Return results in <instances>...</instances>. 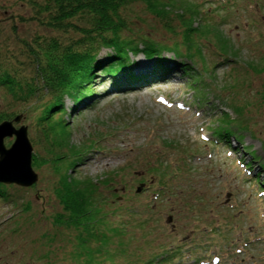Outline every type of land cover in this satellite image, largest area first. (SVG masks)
<instances>
[{
    "label": "rangeland",
    "instance_id": "1",
    "mask_svg": "<svg viewBox=\"0 0 264 264\" xmlns=\"http://www.w3.org/2000/svg\"><path fill=\"white\" fill-rule=\"evenodd\" d=\"M38 1L42 6L44 0ZM179 1L167 0L168 19L151 13L142 0L122 11L124 36L158 46L179 44V58L168 48L161 52L168 79L116 92L109 91L111 78L98 70L89 100L75 104L66 97L64 110L45 121L38 116L47 96L19 101L0 86V115L10 114V120L21 115L14 125L27 127L39 160L32 161L38 174L33 185H0V264H80L74 252L77 228L57 222L64 174L99 180L104 210L115 212L109 226L120 223L124 230L99 256L104 264H139L164 246L178 251L171 264H264V186L253 177L258 173L264 180V0ZM187 5L192 6L185 16L193 13L197 27L192 55L182 41L188 24L173 12ZM44 20L29 1L0 0V72L10 71L23 85L34 76L29 47L35 41L80 38ZM71 21L86 26L84 19ZM98 50L103 60L112 52ZM130 61L147 73L157 60L140 51L130 53ZM184 63L190 67L183 69ZM225 113L233 118L227 139L215 134L228 119ZM68 132L69 144L91 148L59 160L70 151L55 141ZM14 140L4 142L8 147ZM249 160L256 161L251 170ZM160 162L172 173L165 185L153 169Z\"/></svg>",
    "mask_w": 264,
    "mask_h": 264
},
{
    "label": "trees",
    "instance_id": "2",
    "mask_svg": "<svg viewBox=\"0 0 264 264\" xmlns=\"http://www.w3.org/2000/svg\"><path fill=\"white\" fill-rule=\"evenodd\" d=\"M20 1L31 2L39 20L41 14H45L44 21L51 28L62 32L73 30L80 35L76 42L72 40L65 43L55 37L35 41V46L33 44L29 48L36 68L34 76L29 79L30 81H25L24 85L10 71L0 72V86L4 87L16 100L24 101L34 97L37 102H41V97H48L43 105L42 113L38 116L39 121H45L56 110H64L63 104L66 97L72 98L75 104L89 100L94 95L91 80L97 75L98 70L105 72L111 78L109 91H131L169 78L170 74L164 64L166 57L161 53L163 48L173 51L177 58L183 54L179 51L178 43H175L173 47L158 46L148 39L137 41L135 38L123 35V31L128 26L122 11L133 0H44L42 6L41 1L38 0ZM142 1L151 13L168 19L170 8H167V0ZM176 2L180 1L176 0ZM195 4L197 9L200 8L199 4ZM190 6L187 5L184 11H173L180 18L181 24H188V28H184L182 34V41L189 49L186 53L188 55L193 54L191 47L195 42L192 31L197 28L194 26L193 13L189 17L185 16V10H190ZM74 18L84 19L86 26H80L71 21ZM168 27L171 28L170 25ZM142 42L143 47L140 48ZM100 48L112 51L105 60L98 58ZM140 51L145 57L157 60L150 72H137L136 65L130 61V53L136 54ZM181 66L183 69L190 67L185 63ZM203 81L206 83L205 80ZM226 114L223 116L226 117ZM10 118H12L10 114L0 115V122ZM227 118L222 119L225 125L215 130V134L220 138H226L227 135L232 134L226 126L228 127L233 118L229 115ZM67 124L65 122L62 125L60 132L67 129ZM246 124L244 120L243 125ZM69 137L68 132L65 137L61 136L55 141L57 145L62 148L66 146L70 151V155H59V160L66 156L77 157L91 146L90 144L81 147L73 146L69 144ZM32 161H39L34 154ZM158 165L153 169L160 180L158 182L165 185L163 180L169 178L172 173L164 163L160 162ZM98 181L92 177L72 178L64 174L57 188L58 198L63 207V213L57 218V222L77 228V248L74 252L80 264H104L99 256L114 237L122 236L124 233L120 223L109 226V217L115 212L104 210L106 201L98 193ZM104 183L108 184V181ZM0 196H3L2 192ZM120 243L124 244L123 241ZM161 249L139 264H171V254L178 251L172 252L167 246ZM122 264L132 263L124 261Z\"/></svg>",
    "mask_w": 264,
    "mask_h": 264
},
{
    "label": "water",
    "instance_id": "3",
    "mask_svg": "<svg viewBox=\"0 0 264 264\" xmlns=\"http://www.w3.org/2000/svg\"><path fill=\"white\" fill-rule=\"evenodd\" d=\"M21 115L16 116L17 122ZM15 136L14 142L7 147L6 137ZM38 174L32 167V144L28 138L27 127L21 125L16 128L13 120L0 123V182L15 183L28 187L36 183ZM141 191V187L138 188Z\"/></svg>",
    "mask_w": 264,
    "mask_h": 264
}]
</instances>
